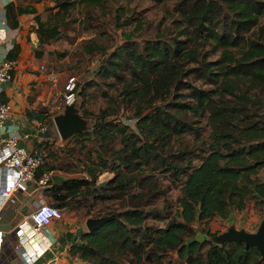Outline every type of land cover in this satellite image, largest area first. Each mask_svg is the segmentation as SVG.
Segmentation results:
<instances>
[{
    "label": "trees",
    "instance_id": "1",
    "mask_svg": "<svg viewBox=\"0 0 264 264\" xmlns=\"http://www.w3.org/2000/svg\"><path fill=\"white\" fill-rule=\"evenodd\" d=\"M51 1L44 20L34 17L40 45L64 38L79 7L97 20L95 9L104 15L114 4L132 26L111 50L94 36L77 45L73 93L85 130L55 146L52 119L37 120L51 134L33 148L45 155L36 177L69 176L42 190L48 203L64 212L91 200L101 206L95 217L118 213L79 232L69 254L80 264H264L255 247L200 240L194 227L249 203L264 210V0ZM138 6L164 11L156 38L137 40ZM25 11L33 10L9 4L6 17L15 25ZM104 172L114 180L99 187ZM160 176L179 186L174 211Z\"/></svg>",
    "mask_w": 264,
    "mask_h": 264
},
{
    "label": "crops",
    "instance_id": "2",
    "mask_svg": "<svg viewBox=\"0 0 264 264\" xmlns=\"http://www.w3.org/2000/svg\"><path fill=\"white\" fill-rule=\"evenodd\" d=\"M9 4L33 11H25L19 14L14 18L16 24L12 25L6 17V8ZM52 5L51 0H0V63L10 57V54L13 56L11 59L15 60L12 79L2 86L0 92V102H9L11 105L10 117L6 119L4 127L0 128V137H8L16 133L18 143L28 150L35 147L32 138L36 137L35 144L42 143L46 139L32 135L30 132L32 129H37V123L34 119L43 120L45 114L49 117L56 97L64 93L65 90L62 84L66 75L65 71L63 68L57 67V64L62 60L50 55L51 51L58 49L53 47L54 44H39L36 31L37 23L34 19L37 15L40 20H44L47 14L46 7ZM37 48L41 51L40 57L35 54ZM59 113L61 111L57 112L56 115ZM53 140H55L52 141L55 146L64 144V140L60 137ZM55 174L64 179L69 177L63 173ZM70 176L74 177L75 174ZM40 194L44 196L41 191L18 193L14 204L6 203L2 207L0 223H8L10 228L4 232L0 264H23V251L28 245L16 248L18 238L15 229L18 223L28 215L32 201ZM62 214V219L52 222L45 230L39 232L38 236L29 240H34V244L40 238L50 242L52 251L60 254L62 264H80L79 258L71 256L68 250L75 236H78L79 232L87 231L83 227V223L81 224V220L83 219L85 223L86 218L77 217L75 211L72 210H67ZM261 218L262 212L257 211L254 218L247 221L246 227L249 229L245 227L246 231L255 232ZM66 231H72L74 233L73 238L71 241L60 242L59 238ZM50 255V252H47L44 258H48Z\"/></svg>",
    "mask_w": 264,
    "mask_h": 264
},
{
    "label": "built area",
    "instance_id": "3",
    "mask_svg": "<svg viewBox=\"0 0 264 264\" xmlns=\"http://www.w3.org/2000/svg\"><path fill=\"white\" fill-rule=\"evenodd\" d=\"M15 67V60L6 58L0 63V92L2 86L12 79ZM70 78L68 83L73 82ZM74 84L70 83L66 92L56 97L49 117H53L57 112H62L66 104L75 102L72 91ZM11 105L9 102H0V128L4 127L6 119L10 117ZM37 129L44 132L46 126L38 122ZM44 153L38 149L28 150L18 143V135L15 133L8 137H0V211L6 203L14 204L18 193L42 192L43 189L50 187L53 183L52 171H42L36 177V172L44 162ZM63 218L62 211L48 203L44 196L37 195L32 201L31 210L18 223L15 234L18 238L16 248L25 247L23 251V264H62L61 256L51 249L50 242L40 238L33 243L29 240L38 236V233L45 230L52 222ZM4 231L0 229V259L3 244ZM33 237V238H32ZM32 244V245H31ZM34 244V245H33ZM50 252L48 258L45 254Z\"/></svg>",
    "mask_w": 264,
    "mask_h": 264
},
{
    "label": "rangeland",
    "instance_id": "4",
    "mask_svg": "<svg viewBox=\"0 0 264 264\" xmlns=\"http://www.w3.org/2000/svg\"><path fill=\"white\" fill-rule=\"evenodd\" d=\"M133 7V5H131ZM116 6L113 4L110 7V12L101 14L99 9L94 10V14L98 15L96 19H86L85 11L79 7L75 10L74 17L78 19L77 22L73 24V28L66 32V36L60 41L54 43L53 47H57V51L59 54L57 57L62 61L57 64L58 68H63L65 71V79L62 82L64 92H66V88L70 83H73V89L75 88V83L78 79L81 78L82 74L79 71L77 64L75 63L76 57L74 54L77 50V45L85 39H88L94 36L97 39V42H101L102 45L108 47L109 50L112 49L114 45L123 41L122 32L124 30L130 29L132 26H122L120 22V17L117 19L119 14ZM137 11L140 12L138 15H142L145 17V22H142V28L137 32V40L144 41L146 39H154L157 37L159 31L164 30L168 25V21L166 20L165 13L161 8H144V6H138ZM93 23L94 27L88 26L86 23ZM120 23V24H119ZM261 23H264V18L261 20ZM104 32V33H103ZM63 51V52H62ZM98 60L95 57L93 63H96ZM92 76V73L90 74ZM84 77V76H83ZM70 78H74L73 82L68 83ZM84 80L81 82L83 83ZM75 102L79 105V101L76 99V95L74 93ZM126 112V111H125ZM113 115H119V113L112 112ZM53 137L56 139L59 137L56 129H53ZM41 148V146H39ZM262 177H264V169L261 171ZM80 173H75V176H79ZM114 180V174L111 172H104L100 175L98 182L100 181H108L107 184L111 183ZM97 182V184H98ZM160 183L162 185V189L165 191L164 198L171 203L172 211L175 209V201L179 196V186L175 183H172L167 177L160 176ZM91 201V200H90ZM89 200L85 202H81L76 205L72 211H75V215L79 218H89L95 217L100 212V205L96 204L94 207L90 206L91 202ZM112 202L108 203L111 204ZM118 204V203H117ZM103 206V205H102ZM257 211L262 212V218L264 216V210L261 207L254 205L253 203H249L247 209L243 211V213H231L226 219L217 218L211 221L207 225H200L195 223L194 227L197 230V238L198 239H209L213 241V237L207 236L206 231L210 233H215L218 235L227 230V228L231 225H234L237 229H245L247 225V221L253 219L256 215ZM65 212V211H64ZM62 212V213H64ZM261 218V220H262ZM251 221V220H250ZM83 223V227H85V223L83 219L81 220V224ZM164 222H158L157 225H163ZM246 229H249L246 227ZM245 229V230H246Z\"/></svg>",
    "mask_w": 264,
    "mask_h": 264
},
{
    "label": "water",
    "instance_id": "5",
    "mask_svg": "<svg viewBox=\"0 0 264 264\" xmlns=\"http://www.w3.org/2000/svg\"><path fill=\"white\" fill-rule=\"evenodd\" d=\"M54 127L61 139H66L72 134L85 130L88 127V120L85 116L80 113L79 105L76 102L71 104H66L61 113L53 117ZM37 129H32L30 131L32 135L49 138L50 132L45 130L44 132L36 131ZM33 144L35 145L36 137L32 138ZM53 182L63 181L64 178L54 174L52 176ZM113 180V179H112ZM108 181L98 182L99 187H105ZM118 217V213L114 212L109 215H104L100 217H89L85 220V227L87 232H92L102 226L104 223L110 221L113 218ZM10 228L8 223H0V229L4 232H7ZM74 233L72 231H66L64 235L59 238V241L64 240L71 241ZM213 241L216 243H224L230 241L242 242L245 246L255 247L261 255V258L264 260V216L260 221L255 232H248L245 229H237L234 225H231L227 228L226 231L216 235L213 238Z\"/></svg>",
    "mask_w": 264,
    "mask_h": 264
}]
</instances>
